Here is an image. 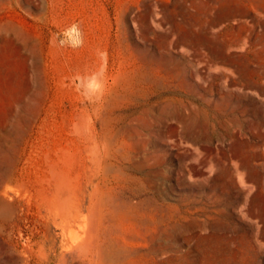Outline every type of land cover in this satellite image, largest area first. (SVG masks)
I'll return each instance as SVG.
<instances>
[{"label": "rangeland", "instance_id": "1", "mask_svg": "<svg viewBox=\"0 0 264 264\" xmlns=\"http://www.w3.org/2000/svg\"><path fill=\"white\" fill-rule=\"evenodd\" d=\"M0 264H264V0H0Z\"/></svg>", "mask_w": 264, "mask_h": 264}, {"label": "bare ground", "instance_id": "2", "mask_svg": "<svg viewBox=\"0 0 264 264\" xmlns=\"http://www.w3.org/2000/svg\"><path fill=\"white\" fill-rule=\"evenodd\" d=\"M86 251V250H85Z\"/></svg>", "mask_w": 264, "mask_h": 264}]
</instances>
